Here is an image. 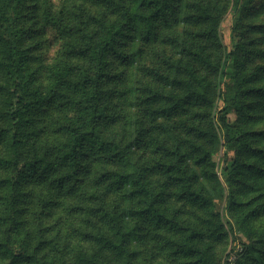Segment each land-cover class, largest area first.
I'll use <instances>...</instances> for the list:
<instances>
[{"label": "trees", "instance_id": "16d2710c", "mask_svg": "<svg viewBox=\"0 0 264 264\" xmlns=\"http://www.w3.org/2000/svg\"><path fill=\"white\" fill-rule=\"evenodd\" d=\"M256 1L0 0V264H217L264 212Z\"/></svg>", "mask_w": 264, "mask_h": 264}, {"label": "rangeland", "instance_id": "374dc122", "mask_svg": "<svg viewBox=\"0 0 264 264\" xmlns=\"http://www.w3.org/2000/svg\"><path fill=\"white\" fill-rule=\"evenodd\" d=\"M243 18L242 21L239 18ZM238 16V18H237ZM253 18H257L258 21H264V0H257L248 11H243L241 14L237 12V14L232 13V8L230 7L225 18L222 23V35L224 37L225 42L231 47L233 41V35H238L237 31L235 30V22L236 19L238 22L242 23L244 27L242 28L241 32L243 31L242 38L247 39L252 37V27L250 25L254 24ZM247 29V30H246ZM242 32V33H243ZM249 33L250 36L247 35ZM257 35V34H255ZM254 35V36H255ZM253 36V40H255ZM264 41V38L261 40ZM253 45L255 49L258 46L257 42ZM264 46V43L262 44ZM231 68H229L230 70ZM234 119L233 115L230 116ZM225 151V148H224ZM223 151V152H224ZM226 152V151H225ZM218 159L220 156H217ZM236 158V153L234 151H230L224 153L222 156V160L217 167L218 174L220 175L221 180H225V173L228 171L231 166L233 165ZM174 205L178 207H182L184 215L182 218L186 219V222H199V213L201 211L198 207L190 205L186 201H178L174 200ZM252 209V208H249ZM232 210L226 212L225 214V221L226 226L229 230V234L226 239L222 241H218L214 244V252L216 255L217 264H238L240 258L243 259V253L246 254V250L248 246L256 241H259L261 235L264 236V212L260 215H257L255 222L252 224L249 221H246V225L244 229L241 227L240 223L237 221V217L235 218L232 215ZM253 227H255L253 229ZM261 242L255 246V249L251 252V254L258 253V249H262ZM167 264H182L180 260L176 261H169ZM250 264V263H249ZM254 264H264V258L258 257L255 260Z\"/></svg>", "mask_w": 264, "mask_h": 264}]
</instances>
